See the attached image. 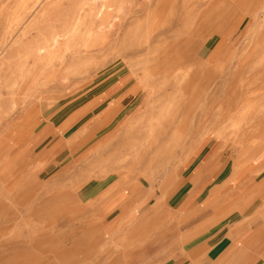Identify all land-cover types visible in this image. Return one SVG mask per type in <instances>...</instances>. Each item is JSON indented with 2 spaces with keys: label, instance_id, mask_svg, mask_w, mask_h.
<instances>
[{
  "label": "rangeland",
  "instance_id": "1",
  "mask_svg": "<svg viewBox=\"0 0 264 264\" xmlns=\"http://www.w3.org/2000/svg\"><path fill=\"white\" fill-rule=\"evenodd\" d=\"M263 97L264 0H0V264H264Z\"/></svg>",
  "mask_w": 264,
  "mask_h": 264
},
{
  "label": "bare ground",
  "instance_id": "2",
  "mask_svg": "<svg viewBox=\"0 0 264 264\" xmlns=\"http://www.w3.org/2000/svg\"><path fill=\"white\" fill-rule=\"evenodd\" d=\"M192 73H193V72H192ZM262 76H263V75H262ZM261 79H262V77H261ZM262 95H263V94H262ZM263 98H264V97H263ZM230 106H231V105H230ZM225 109H226V108H225ZM218 110H219V109H218ZM221 110H222V109H221ZM223 110H224V109H223ZM223 110H222V111H223ZM232 118H233V117H232ZM262 132H263V131H262ZM260 133H261V132H260ZM256 148H257V147H256ZM247 150H248V149H247ZM247 150H246V151H247ZM258 152H259V151H258ZM236 162H237V161H236ZM237 164H238V163H237ZM234 167H235V166H234ZM92 221H93V220H92ZM261 254H262V253H261Z\"/></svg>",
  "mask_w": 264,
  "mask_h": 264
}]
</instances>
